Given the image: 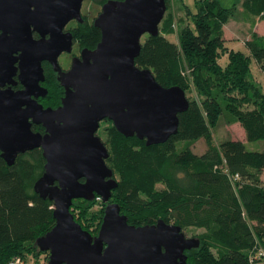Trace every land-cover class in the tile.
I'll return each mask as SVG.
<instances>
[{"label": "water", "instance_id": "95a60500", "mask_svg": "<svg viewBox=\"0 0 264 264\" xmlns=\"http://www.w3.org/2000/svg\"><path fill=\"white\" fill-rule=\"evenodd\" d=\"M84 1L0 0V156L12 166L19 154L43 150L44 173L33 187L54 203L56 224L36 240L50 254L47 264H188L186 251L200 246L198 237H187L180 225L164 219L131 224L120 204L110 201L119 183L97 134L105 119L147 146L178 133L179 114L190 105L186 91L163 86L151 69L136 64L142 38L160 33L167 1L107 0L95 19L101 41L63 71L58 58L73 43L64 29L71 19H82ZM45 60L65 88L57 108L33 98L48 92L40 84ZM16 77L21 90L13 89ZM34 124L45 132L35 131ZM96 196L106 207L99 233L92 235L71 208L75 199Z\"/></svg>", "mask_w": 264, "mask_h": 264}, {"label": "trees", "instance_id": "16d2710c", "mask_svg": "<svg viewBox=\"0 0 264 264\" xmlns=\"http://www.w3.org/2000/svg\"><path fill=\"white\" fill-rule=\"evenodd\" d=\"M195 3L194 28L181 20L179 43L172 42L168 36L176 33V19L167 13L160 33L147 35L136 64L151 69L165 87L180 86L187 94L194 85L200 98L187 96L190 105L179 114L178 133L162 144L147 146L113 125L104 142L110 153L106 162L119 183L110 201L119 203L136 226L164 219L183 230L203 229L200 246L186 251L188 264H264V257H257L264 250V150L250 146L264 142V91L251 80L252 57L264 73V35L254 31L246 43L250 54L229 50L223 66L224 25L233 8L219 0ZM243 17L254 27L264 22V0H244ZM93 29L90 46L101 39V30ZM222 118L241 123L246 141L215 144L211 128ZM33 129L44 132L40 126ZM200 139L207 147L198 154L191 144ZM45 163L41 148L19 154L12 166L0 156V264L17 258L27 263L32 256L38 261L45 253L36 240L56 224L54 203L33 187ZM94 204L96 198L76 199L72 207L87 210Z\"/></svg>", "mask_w": 264, "mask_h": 264}, {"label": "rangeland", "instance_id": "374dc122", "mask_svg": "<svg viewBox=\"0 0 264 264\" xmlns=\"http://www.w3.org/2000/svg\"><path fill=\"white\" fill-rule=\"evenodd\" d=\"M107 0H89L84 3V12L88 16L90 20H93L102 9V5ZM220 4L225 8H233V15L230 18L229 22L224 25V42L223 46H226L227 49L223 50V55L219 59L221 65L226 66L229 62V50L243 52L246 55L250 54V51L247 47V41L252 38V34L254 31L258 32L260 35H264V22L257 21L256 26H252L249 22H247L243 17V1L244 0H219ZM168 9L167 13L174 15L176 19V33L169 35L168 38L175 43H179V29L180 22L184 20V23H188L192 28H194V15L197 14L198 9L195 3V0H169L167 4ZM186 8L188 11H186ZM187 12L188 16H187ZM165 14V15H166ZM147 39V35L142 38V42ZM51 74V73H50ZM251 80L255 82L257 85H260L262 90L264 91V73L261 70L259 64L252 57L251 61ZM51 80H53V85L51 91L55 96L59 92H57L55 85V78L53 75H49ZM187 96L190 98H200L199 91L193 85L189 92H187ZM113 127L112 122L106 120L101 122L100 128L97 134L102 138V140L106 143L108 142L110 129ZM211 133L213 136V140L215 144H219L221 141L226 139H235L242 140L246 139V133L241 123L228 124L224 118H222L216 127L211 128ZM253 148H257L259 150H264V142L261 143H250ZM184 146L185 143H179V146ZM206 141L205 139H200L191 144V148L198 154L204 153L206 150ZM262 178H264V171L261 173ZM160 188L162 185L159 186ZM76 200V199H75ZM74 200V202H75ZM101 200L96 199V204H94L89 209H76L72 207V212H75L76 216L80 219L82 218L83 225L85 228L92 234L98 235L103 217L104 211ZM105 210V209H104ZM170 224H173L172 222ZM187 237H198V235L203 231V229L199 228H187L183 230ZM49 252H45L41 254L38 258V261H35V258L29 257L27 259V263L22 264H47L49 261ZM23 260V259H22Z\"/></svg>", "mask_w": 264, "mask_h": 264}, {"label": "flooded vegetation", "instance_id": "af4514ba", "mask_svg": "<svg viewBox=\"0 0 264 264\" xmlns=\"http://www.w3.org/2000/svg\"><path fill=\"white\" fill-rule=\"evenodd\" d=\"M87 1H89V0H85L84 3ZM84 3H83L82 10H81L82 19H78V18L71 19L67 23V25L65 26V29H64V32H69L72 34V37H73L72 42L73 43H72V50L62 52L58 58V63H59V65L63 71L70 70L75 59H82L83 50H85V49L94 50L102 39V33H101V39L95 46L88 45L89 43H91L92 39L94 38V32L95 31L93 28H97L95 26V19L97 18V16L99 14L93 20H90L83 10ZM33 35H34V38H36V39L41 38V35L36 31H34ZM45 37L49 38L50 36H49V34H46ZM42 66L44 69L45 80L41 81L40 84L42 85V87L47 88L48 92L46 95L43 94V95H39L38 97L34 96L33 98H35L45 108H47V107L57 108V107L62 105V99L65 96V88L61 85V83L58 79L59 73L57 71H55L53 65L49 61H47V60L43 61ZM48 73H49V75L52 74L53 77L55 78V85L57 87L59 86L61 88V91L57 94V96H55V94H53V92L51 91V87L54 83H53V80H51V77L48 76ZM16 81H17V85L13 86V89H15V90L23 89L24 86L18 80L17 77H16ZM6 87H8V85H6L5 88ZM106 120H108V119H105L102 122H104ZM108 121H110V120H108ZM110 122H112V121H110ZM112 124H113V122H112ZM35 125L36 124H34L33 126H35ZM36 126H40L41 128L44 129V132H45V128L42 125H36Z\"/></svg>", "mask_w": 264, "mask_h": 264}, {"label": "built area", "instance_id": "2783aa9c", "mask_svg": "<svg viewBox=\"0 0 264 264\" xmlns=\"http://www.w3.org/2000/svg\"><path fill=\"white\" fill-rule=\"evenodd\" d=\"M239 175H236V178ZM96 199H99L102 201V198L100 196H96ZM257 257H264V250H260L259 254L257 255ZM10 264H22V260L20 258H17L15 261L11 262Z\"/></svg>", "mask_w": 264, "mask_h": 264}, {"label": "crops", "instance_id": "0c3cea01", "mask_svg": "<svg viewBox=\"0 0 264 264\" xmlns=\"http://www.w3.org/2000/svg\"><path fill=\"white\" fill-rule=\"evenodd\" d=\"M242 141H246V139H242ZM264 179V178H263Z\"/></svg>", "mask_w": 264, "mask_h": 264}]
</instances>
